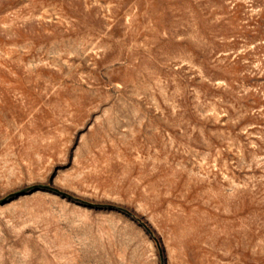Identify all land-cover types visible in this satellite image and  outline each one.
Returning a JSON list of instances; mask_svg holds the SVG:
<instances>
[{"label": "rangeland", "instance_id": "obj_1", "mask_svg": "<svg viewBox=\"0 0 264 264\" xmlns=\"http://www.w3.org/2000/svg\"><path fill=\"white\" fill-rule=\"evenodd\" d=\"M0 264H264V0H0Z\"/></svg>", "mask_w": 264, "mask_h": 264}]
</instances>
